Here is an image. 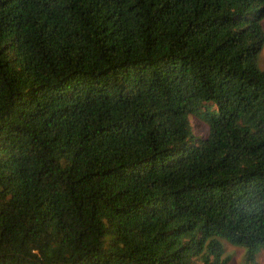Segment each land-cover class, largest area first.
Returning <instances> with one entry per match:
<instances>
[{
  "label": "trees",
  "instance_id": "obj_1",
  "mask_svg": "<svg viewBox=\"0 0 264 264\" xmlns=\"http://www.w3.org/2000/svg\"><path fill=\"white\" fill-rule=\"evenodd\" d=\"M263 23L264 0H0V264H258Z\"/></svg>",
  "mask_w": 264,
  "mask_h": 264
},
{
  "label": "rangeland",
  "instance_id": "obj_2",
  "mask_svg": "<svg viewBox=\"0 0 264 264\" xmlns=\"http://www.w3.org/2000/svg\"><path fill=\"white\" fill-rule=\"evenodd\" d=\"M263 28H264V23H263ZM258 66L260 69L264 70V47L258 56ZM202 107L203 108H201L200 110L203 112L205 111L204 110L205 105H203ZM212 109H215V106H213ZM190 124L192 127L193 136L195 138L198 139L204 138L207 135L208 126L206 121L202 118V116L199 117L191 116ZM223 245L225 248L224 257L227 258L228 260L227 264H245L244 263L245 249L228 244L226 242H223ZM256 262L258 264H264V249H260L256 253Z\"/></svg>",
  "mask_w": 264,
  "mask_h": 264
}]
</instances>
